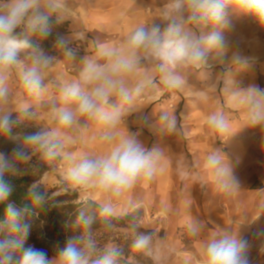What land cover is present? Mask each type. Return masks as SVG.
Instances as JSON below:
<instances>
[{
    "label": "clouds",
    "instance_id": "clouds-1",
    "mask_svg": "<svg viewBox=\"0 0 264 264\" xmlns=\"http://www.w3.org/2000/svg\"><path fill=\"white\" fill-rule=\"evenodd\" d=\"M229 10L251 18L264 29V0H164L158 16L163 28L144 24L129 31L119 43L98 41L96 54L80 59L76 78L65 79L63 73L53 78L51 72L62 60H74L75 50L69 45L82 40L84 34L73 32L58 38L56 46L63 59L47 54L32 38L39 41L49 35L53 16L72 18L69 0H0V137L10 135L22 123L37 122L38 113L29 98L38 100L50 87L58 90L49 106L53 123L26 136L11 155L0 152V203L13 192L11 179L26 175L36 161L47 165L59 161L63 165L59 187L51 195V188L44 182L46 171L28 188V204H7L0 219V264H134L131 257L124 261V246L115 242L101 244L93 228L99 219L110 231L115 227L114 219L125 217L130 218L129 230L133 234L130 249L159 264L162 239H156L155 231H141V204L130 201L128 207L120 208L118 202L138 182L151 181L163 171L164 150L146 147L138 134H129L126 128V134L118 138L116 128L145 107L137 106L141 98L157 100L165 91L189 88L188 75L210 67V61L231 67L247 65L248 58L231 48L226 34ZM139 73L142 75L138 79H129ZM13 83L17 86L15 92ZM207 88L216 90V85ZM225 93L227 107L243 117L240 129L264 130V89L249 85ZM194 94L208 99L206 90ZM13 102L15 108L10 106ZM13 113L17 114L15 118ZM89 122L102 126L99 139L109 145L104 155L77 149ZM230 123L224 110L207 116V125L213 132H225ZM156 127L162 135L174 133L178 127L175 111L161 110ZM202 169L216 191L231 195L240 188L234 166L220 148H211ZM180 175L184 177L186 172ZM69 193H77L76 203L81 205L77 217L80 235L58 245L51 257L44 249L26 246L32 221L40 210L53 197ZM101 194L104 199L94 216L88 209ZM200 223L191 222L189 231L198 233ZM256 236L264 243V228ZM252 247V242L227 225L215 226L203 241L196 264H252Z\"/></svg>",
    "mask_w": 264,
    "mask_h": 264
},
{
    "label": "rangeland",
    "instance_id": "rangeland-1",
    "mask_svg": "<svg viewBox=\"0 0 264 264\" xmlns=\"http://www.w3.org/2000/svg\"><path fill=\"white\" fill-rule=\"evenodd\" d=\"M82 1L83 0H69L70 6L73 9L72 18L57 19L59 22L68 21L69 23L68 33L54 34L55 41L52 42V45L59 53L56 55L57 57L63 59L61 51L56 46L58 38H66L73 32L83 33L84 38L69 45V47L75 50L74 60L70 61L64 59L58 63L51 72L53 78H55L57 73H63L65 79L76 78L80 59L87 54L94 55V52L96 51L97 40L92 31L88 29L83 31L80 28L81 24L79 25L77 22L79 19H77L75 11L78 7L82 6ZM158 3L163 4L164 0L158 1ZM229 21L230 25L226 34L229 38L231 48L233 50H239L242 55L248 58L247 65L244 67H231L215 64L210 61V67L202 72H193L188 75L189 88L182 91H165V93L157 100L141 98L137 102V106H145L140 111L141 114H145V119L143 120V125L132 126V131L129 134H138V138L144 144L146 143L145 139H147V143L150 140L148 148L155 146L163 149L164 154L162 160H188L193 159V156L187 151L188 138L186 137V134L187 132H195L196 135H194V137L197 140L202 138L205 139L207 153L212 147L220 148L226 154L231 163L233 160L243 162L241 163L244 164L242 166H234L235 173L241 171L243 172L241 174L244 177H256L258 175L264 177V130L259 127L254 129L244 127L240 129L244 123L243 117L240 112L233 111L227 107V93H225V91L231 92L237 88H246L249 85H257L264 89V29L258 27L251 18L242 14L234 13L231 10H229ZM212 84L216 85V90L207 88ZM12 88L14 92L17 90L15 83L12 84ZM199 90L207 91V100L199 99L194 94ZM57 96V88L50 87L49 90L38 100L29 98L36 107L38 113L36 119L38 123H22L15 128L27 129L32 126H50L53 123L49 110L50 101ZM10 106L15 108V103L13 102ZM161 110L175 111L177 114L178 127L174 133L159 135L151 131L153 129L152 126L157 124ZM218 110H224L231 121L230 127L223 133L213 132L207 125V116ZM136 114L137 113H133L132 116L135 117ZM12 115L13 118H15L17 114L13 113ZM100 129V124L89 122V128L84 133L83 140L77 145V149L90 155L99 156L106 154L109 150V145L100 141ZM116 132L118 138L126 134L119 128H116ZM36 165H40L41 168L45 169V172L47 171V176L44 178V182L49 188L52 189L56 186L59 187L58 182L60 180V171L63 167L61 162L53 161L47 165L44 162L36 161L33 168H35ZM32 169H30L29 172ZM197 176H199V173H193L191 176L192 181L196 182ZM246 177L244 180L245 185L241 188L247 189L256 184L255 181H253V183L251 182L254 179L248 180ZM178 179L179 178L176 179L175 187L170 189L167 193H162L156 176L151 181H140L132 191L126 193L118 202L120 208L128 207L130 201L139 202L141 204L140 209L142 210V216L140 223L143 228L141 231H155L157 233L156 239L158 241L162 239L160 252L161 260L159 261V264H196V260L198 259L195 252H193L192 245L199 236V233L194 234L190 232L189 229L181 227L178 228L172 236L167 237L166 235L165 226L169 221L166 212L167 210L172 209V202L176 203L178 200V184L185 181V178ZM169 186H171V184ZM208 186L209 185L206 183H202L205 192H207ZM212 186L213 185H210V187ZM215 192L211 190L207 193L214 194ZM260 194L262 195L257 196L251 194L247 196L244 198L245 205H239L238 209L233 207V210L228 208V203L229 200H233L235 194H217L218 196L220 195V205L222 206L219 205L218 200V209H228L227 212L232 218H243L240 214L245 212L248 213L247 208H251L249 211L250 213H248L245 218V221L251 218V230L244 232L242 238L248 239L253 243L250 252L252 264H264V243H262V241L256 236V233L264 228V217L262 216L264 214V200L261 201L263 193ZM103 199L104 196L101 194L98 197L97 202L100 203ZM166 200L169 202L168 205H164ZM257 212H259V214ZM257 216H259V218L254 219ZM207 225L212 226L210 221H207ZM95 232L97 239L101 244L115 242L124 246L125 260L131 257L134 263L157 264V261L152 257L144 253L134 252L130 249L129 246L133 234L129 230V225H127V227H114L110 231L100 229Z\"/></svg>",
    "mask_w": 264,
    "mask_h": 264
},
{
    "label": "crops",
    "instance_id": "crops-1",
    "mask_svg": "<svg viewBox=\"0 0 264 264\" xmlns=\"http://www.w3.org/2000/svg\"><path fill=\"white\" fill-rule=\"evenodd\" d=\"M161 0H83L82 6L76 9L75 14L77 16V22L80 28L91 30L97 42H121L129 31L132 29L146 24H159L161 28L164 24L160 21L158 16L162 12V3H158ZM79 27V26H78ZM96 51L94 54H96ZM142 73L134 74L129 79H138ZM145 114L140 112L135 117L129 115L125 121V127L118 125L117 128L126 133H131L132 126L143 125ZM102 127V126H101ZM126 128V130H125ZM152 132L162 135L156 125L152 126ZM204 131V130H203ZM187 151H189L193 159L188 160H161L163 171L159 172L156 177L158 179L159 187L162 193H167L170 189L175 187L176 179H184L185 181L178 184V200L176 203L171 204L172 209L167 210L168 223L165 226L167 237L172 236L178 228L185 227L189 229V224L193 221H200L199 236L193 243V252H195L197 258L202 254V243L211 234V230L215 226L225 227L226 225L235 230L240 237H243V233L251 230V218L245 221L246 216L250 213L251 208H247L248 213L240 214L243 218H232L229 216L227 210L223 208L218 209V200L220 205V198L217 195L218 191L210 185L207 175L202 169L203 160L207 155V147L205 145V139L197 140L194 135L195 132H187ZM145 146L148 147L150 140L147 143L145 139ZM233 166H242L243 162L239 160H233ZM181 171L186 172V175L182 177ZM198 174L197 181H192V174ZM243 172L237 171L235 175L240 181V188L234 192L233 200H229L228 208L232 209L239 205H245V199L247 196L262 195L261 199L264 200V177L258 175L256 177L245 176L248 180L254 179L255 185L246 188H241L245 185V177L241 174ZM178 179V180H179ZM208 182V183H207ZM202 183H206L208 186L207 192L213 190L214 194H208L204 191ZM171 184V186H169ZM166 199V196H165ZM260 200V199H259ZM166 200L164 205H168ZM249 205V204H248ZM221 206V205H220ZM217 207V208H216ZM222 207V206H221ZM222 209V210H221ZM229 209V210H230ZM233 210V209H232ZM260 211V210H259ZM262 212V211H260ZM259 214V212H257ZM255 213V214H257ZM263 214V213H260ZM239 215V214H238ZM264 217V214L262 215ZM170 218V219H169ZM207 221H210L212 226L207 225ZM234 222V223H233ZM245 223V224H244ZM242 224V225H241ZM239 225V226H238ZM241 225V226H240Z\"/></svg>",
    "mask_w": 264,
    "mask_h": 264
},
{
    "label": "trees",
    "instance_id": "trees-1",
    "mask_svg": "<svg viewBox=\"0 0 264 264\" xmlns=\"http://www.w3.org/2000/svg\"><path fill=\"white\" fill-rule=\"evenodd\" d=\"M68 25V21L59 22L57 18L52 17L50 20L49 35L39 41L33 37V43H39L40 47L47 54L56 56L59 53L52 45V42L55 41L54 34L68 33ZM41 127L42 126H32L27 129L14 128L10 135L0 137V152L6 155L12 154L13 150L23 142L26 136L34 134L39 131ZM44 172V168H41L40 165H36L27 175L11 179L13 192L7 201L0 203V219H3L8 203H15L18 207H23L29 203L26 198L28 188L38 181ZM57 189L58 186L49 190V195ZM77 199V193L62 194L53 197L50 204L40 210L39 215L33 219L31 234L26 242V246L30 244L34 245L36 248L44 249L47 251L49 257H51L54 254V249L58 245L62 246L69 238L77 237L79 233H81V227L77 224V217L81 205L76 203ZM98 204L99 203L96 202V204H93L88 209L90 214L95 216L98 213ZM138 216L140 220L142 216L141 209L138 211ZM129 219L128 217L114 219L112 223L115 227H127V225H129ZM93 228L95 231L104 229L103 222L97 219L96 223L93 224ZM2 238L3 237L0 236V239ZM124 261L127 260L124 258Z\"/></svg>",
    "mask_w": 264,
    "mask_h": 264
}]
</instances>
